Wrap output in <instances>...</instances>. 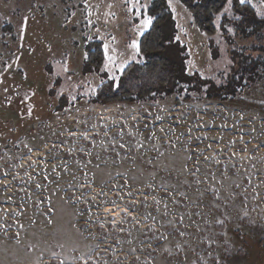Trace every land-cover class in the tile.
<instances>
[{
    "label": "rangeland",
    "instance_id": "1",
    "mask_svg": "<svg viewBox=\"0 0 264 264\" xmlns=\"http://www.w3.org/2000/svg\"><path fill=\"white\" fill-rule=\"evenodd\" d=\"M249 1L254 4L257 10H264V4H261V0ZM96 2L99 0H93V3ZM110 2L115 3L116 6L113 11L117 13L118 18L110 20L107 24L102 19L98 25L101 28V34L109 36V38L115 36L118 42L116 45L118 51L124 55H130V50H127L125 46L129 42L132 32L131 23L125 18L127 15L124 11L125 6L121 0H105V3ZM37 3L40 5L38 8L35 7ZM82 7L81 0H0V71H4L7 64H13V67L5 72L4 84L0 85V209H16L23 212L22 216L16 217L14 212L9 211L7 223L11 227L8 237H5L0 231V264H49L50 260L51 264H57L54 258H50L49 250L59 251L54 246L55 242H63V240L56 235L51 226H46V221L41 212L47 210L46 203L49 196H51L52 204L58 210L63 209L66 213L71 212V207L65 205L60 197L67 190L68 183L83 179L81 167L75 161H84L85 156L79 151L69 153L66 149L68 147L86 148V150L94 151V153L99 150L93 149L90 143L82 138H73L68 133L70 131L91 130V124L97 122V113L102 112L104 108L113 109L112 113L107 114L111 115L113 119H119L115 110L116 105L127 106L121 109L126 115L129 108L134 107L141 114H144V109L147 108L151 115H147L144 120L139 122V131L143 132L145 136L149 134L144 128L145 123L149 129L153 126L155 129L163 127L166 132L170 127L175 128V135L180 137V142L176 143L175 146L174 161L171 155L173 149L167 143L170 139L174 140L173 135L169 133L165 136L159 131H157V135L161 140V151L168 149L165 159L174 163L176 168L181 166L187 155L194 154V160L199 158L202 162L201 173H204L210 166L211 170L219 175V166L211 162L206 164L203 161L204 156L215 153L219 159L226 162L233 151L243 154V146L239 141L241 135L245 141H251L248 144L249 154H255L253 145L264 143V103H261L264 101V73L259 81L245 87L236 97L227 100L207 98L193 93L190 100L181 99L177 94L159 99L157 100L159 106L156 101L91 102V95L88 94V90L96 87L101 77L96 73L84 74L82 72L81 53L84 51L85 42L82 40L78 47L74 44V39L82 37L85 31L83 23L61 27L65 13L74 10L77 11L76 19L83 22L84 17L79 11ZM30 8L32 12H29ZM105 10L102 6L101 12ZM25 15H34L35 19L29 20V30L23 41L24 48L21 49L19 47L18 29ZM174 16L176 25L180 24L186 29L185 32H181L178 28L177 35H180V41L187 45L190 54L188 62H193L192 70L197 69L202 73L212 75L218 73L220 75L225 70L226 61L229 60L223 39L217 36L221 56L213 60L208 54L207 34L199 30L193 21L191 11L180 0L177 2ZM48 43L53 45V51L57 53L56 58H60V54L65 52L72 53L70 60L72 72L59 76L54 75L57 69L55 60L50 57L45 47ZM235 43L238 46L253 43L264 44V27L254 36L247 38L237 36ZM29 45L34 47L36 51L30 52ZM21 53H23L22 56ZM17 56H21L18 66ZM141 59V56L137 58V60ZM188 67H190L189 63ZM24 71L28 72L27 80L22 75ZM68 76L71 79H68ZM4 87H8V93L3 91ZM16 90L20 91L21 96L26 91H36L37 94L32 101L35 104L33 118L21 119L19 117L18 112L24 109V105H21L19 98L15 97ZM61 91L64 94L58 95ZM70 94L76 95L77 101L69 114L65 112V109L70 107ZM8 95L13 96L11 105L6 103L5 98ZM62 104L63 107L57 109ZM77 108L79 109L78 112L76 111ZM55 113L60 114L59 119L56 118ZM156 115H162L165 118L163 121H156L154 119ZM241 115L243 119L240 118ZM35 116H39L40 119H35ZM177 117L180 120H177ZM199 117L203 119L201 120ZM85 119L88 120V124L77 123V121ZM188 128L192 129L190 133L191 142L188 140ZM253 128H255V132H252ZM96 139L98 142L100 137H96ZM125 140H128L127 135ZM232 140L236 141L235 145L230 144ZM25 144L33 148L31 154L28 152V148L24 146ZM45 144L48 145V148H44ZM52 145L57 147L52 148ZM208 145H211V148ZM186 148L192 152H186ZM49 149H51V153H49ZM199 150H202V155H195ZM41 153L47 157L45 163L49 165L48 169L44 171H42L44 164L40 162ZM29 155L32 156V160L37 161L36 165L31 168L28 167ZM101 155L103 158H107L112 154L101 153ZM155 155V152L149 153V156L155 157ZM259 155H264V149ZM61 160L68 164L70 171L62 173L57 179L55 173L51 171V165L58 164ZM21 162L25 164L24 168L12 167L13 164H20ZM96 163L98 161L93 158V164L89 165V169L94 171ZM255 163L259 171H256L252 177L253 185L264 179V162L258 160ZM191 164L192 162H189L190 167ZM136 165L130 161H125L123 164L112 163L111 161L106 165L101 163L103 178L108 179L107 173L111 172L112 179L109 186L115 184L117 180L124 183L123 179L116 177L115 174L131 169L128 171V176H135L136 179L129 180L128 183L133 189L143 187V182L148 179V172H151L152 168L147 166L143 159H138ZM237 166H239V162ZM245 167H249L247 162H245ZM140 168L145 169L143 175L140 173ZM57 171H61V169L58 168ZM249 171L252 170L249 168ZM5 172L8 173L7 176L4 175ZM25 172H29L33 179L29 180L25 176ZM45 172H47V176ZM73 175L75 181H73ZM100 175L98 174V180ZM229 175H233V171L230 170ZM244 175L241 173L239 176H233V178L239 182L243 180ZM89 176H91V171H89ZM162 176L169 183H177L178 179H184L183 176L178 178L176 172H173L171 177L160 173L157 176V182ZM13 177L17 178L14 179ZM187 178L192 179L190 176ZM84 182L87 183L86 180ZM37 183L42 186L37 188ZM245 185H247L246 180L243 181L242 187ZM105 191H109V187H105ZM257 191L260 192L261 199L252 200V186H248L247 209L251 218L257 222L255 228L250 226L247 221H238V214L244 207L242 197L228 207L227 211L234 218L228 226L229 236L233 239L237 238V233L232 230L233 223L237 221L243 224L244 229L250 232L254 239L260 234V225L264 223V186L258 188ZM192 195L194 198L195 194L192 193ZM109 196L113 199L116 198L112 191H109ZM40 201L45 203L41 204ZM180 210L184 211L183 208ZM205 215H207V209H205ZM0 217H3V212H0ZM55 218L57 220L55 226L57 232L68 227V215H61L58 211ZM16 219H19L20 223L25 226L23 229L18 228L15 223ZM194 219L199 222V217H194ZM33 220L36 221V224L31 223ZM16 231L21 233V245L15 243L14 233ZM215 231L219 232V227ZM192 232L193 239H195V229H192ZM220 239L223 240V237ZM79 242L82 247L94 243V241L83 240L82 238ZM28 244H36L37 248L29 252L27 251ZM245 247H248L249 251L243 257L244 264H264V242L252 243L245 245Z\"/></svg>",
    "mask_w": 264,
    "mask_h": 264
},
{
    "label": "snow or ice",
    "instance_id": "2",
    "mask_svg": "<svg viewBox=\"0 0 264 264\" xmlns=\"http://www.w3.org/2000/svg\"><path fill=\"white\" fill-rule=\"evenodd\" d=\"M81 2L83 7L79 11L84 17L83 22L76 19L77 11L74 10L65 13L61 27L83 23L85 31L82 37L74 39V44L78 47L82 40L90 42L93 37L98 38L101 42L99 45L101 66L98 71L109 75L112 87L119 89L121 77L126 69L133 62H137L138 57L142 56L139 37L144 36L158 19L156 15L150 12L151 0H121L125 6L124 11L127 13L125 18L131 23L132 36L125 46L127 50H130V55L120 53L116 46L118 43L116 37L111 36L109 38V36L101 34V28L98 26L102 19L107 24L110 20L118 18L117 13L113 11L116 6L115 3H105V0H99L96 3H93V0H81ZM177 2L178 0H167V5L173 13L176 12ZM247 3L248 0H238V4L241 6ZM261 4H264V0H261ZM233 5L234 0H226L225 6L215 15L218 36L220 34L219 29L222 27L220 21L223 17L232 16L233 20L230 23L242 19L239 15L234 14ZM102 6L106 9L103 12H101ZM35 7H40L39 3ZM258 11L260 15H264V10L258 9ZM29 12H32L31 8ZM30 19L34 20L35 16L25 15L19 25V47L21 49L24 48L23 41L29 30ZM177 28L181 32L186 31L180 24H177ZM227 31L233 36L237 35L235 27L227 28ZM175 39L180 41L181 36L176 35ZM45 47L50 57L55 60L57 70L54 75L59 76L72 72L70 67L71 52L62 53L60 58H56L57 53L53 51V45L48 43ZM29 51L35 52L36 49L29 45ZM22 55L23 53H21ZM21 56L16 57L17 66ZM90 56V49L81 53L82 61L87 62ZM188 63L190 67L187 71L190 73L193 62L189 61ZM231 63V60L226 61L225 70L221 73L222 76L228 74L230 69L227 65H231ZM12 67L13 64L9 63L4 71H0V85L4 84L5 72ZM22 75L25 80L28 79L27 71H24ZM67 78L71 79L70 76ZM221 82V80H217V83ZM103 85L104 80L101 78L96 87L89 88L88 94L91 96L99 95L97 89ZM180 87L184 91L187 90L183 85ZM3 91L8 93V87H4ZM36 94L35 90H29L21 96L19 90L15 91V97H18L19 103L24 105V109L18 112L21 119L34 117L35 104L32 101ZM63 94V91L58 93V95ZM151 95L155 97L156 93L152 92ZM5 99L8 105L13 103L12 95L6 96ZM76 101L77 96L70 94V107L65 109L66 113L70 114ZM156 104L159 106V101H156ZM124 107L127 106H115L119 119H113L111 115H107L113 112L112 108H104L102 112L97 113V122L91 124V130L70 131L68 133L73 138H82L89 142L93 149L99 151L94 153V151L86 150V148L74 149L73 147L66 149L69 153H74V151L84 153V161H75L81 167L83 179L68 183L67 190L60 197L65 205L71 207V212L66 213L63 209L58 210L52 204L51 196L47 198V210L41 212L46 221V226H51L56 235L63 240V242H55L54 246L59 251L49 250L50 258H54L57 264H244L243 257L249 251L245 245L264 242V223L260 225V234L254 239L253 235L244 229L243 224L238 222L247 221L253 228L257 224L247 209L248 186H252V200L261 199L257 189L264 186V179L253 185L252 177L256 171H259L255 162L258 160L264 162V155H259L264 149V143L253 145L255 154H249L248 144L251 141H245L241 135L239 141L243 146V154L233 151L226 162L219 159L215 153L204 156L203 161L206 164L211 162L219 166V175L212 171L210 166L204 173H201L202 162L199 158L194 160V154L187 155L181 166L176 168L174 163L165 159L168 149L161 151V140L157 135V131L164 133L165 136L169 133L173 135L174 140L170 139L167 143L173 149L171 155L174 161L175 146L176 143L180 142V137L175 135V128L170 127L166 132L163 127L155 129L153 126L149 129L145 123L144 128L149 133L148 136H145L143 132L139 131V122L151 113L145 108L144 114H141L133 107L128 109L126 115L121 111ZM76 111L78 112L79 109L77 108ZM55 116L59 119L60 114L55 113ZM72 118L75 119V117ZM164 118L162 115H156L154 119L163 121ZM240 118L243 119V116L241 115ZM35 119L39 120L40 118L35 116ZM199 119L202 120L203 118L199 117ZM177 120L180 118L177 117ZM77 123L88 124V120H79ZM255 131L253 128L252 132ZM187 132L189 133L188 140L191 142L190 133L192 129L188 128ZM126 135L128 140H125ZM181 135L184 134L181 133ZM96 137H100L98 142ZM41 139L43 138L41 137ZM220 139L223 138L220 137ZM235 143V140L230 141L232 145ZM24 146L28 148L30 154L33 152L32 147L27 144ZM51 147L56 148L57 146L52 145ZM208 147L211 148V145ZM44 148H48V145L45 144ZM185 151L192 152L187 148ZM150 152H155V157L149 156ZM49 153H51V149H49ZM101 153H111L112 155L103 158ZM195 155H202V150H199ZM40 156V162L44 164L42 171H44L49 167L45 163L47 157L43 156L42 153ZM93 158L98 161L94 165V171L89 169V165L93 164ZM138 159H143L144 163L152 168V171L148 172V179L143 182V187L133 189L128 183L129 180L136 179L135 176H128V171L131 169L123 173L116 172V177L123 179L124 183L117 180L115 184L109 186L112 179L111 172L107 173L108 179L103 178L101 163L106 165L111 161L112 163L123 164L125 161H130L136 165ZM28 161L30 168L37 163L36 160H32L31 155L28 156ZM189 162H192L191 167ZM238 162L239 166H237ZM245 162L249 167H245ZM24 166L23 162L12 165L13 168H24ZM58 168L61 171H57ZM249 168L252 170L251 172ZM86 169L89 170L85 171ZM230 170L233 171V175H229ZM51 171L59 179L62 173L69 172L70 169L68 164L61 160L58 164L51 165ZM89 171H91V176H89ZM144 171L145 169L140 168L141 175ZM173 172L177 173L178 178L183 176L184 179H178L177 183H169L162 176L157 182V176L160 173L171 177ZM241 173L245 175L243 180L238 182L233 176H239ZM98 174H101L99 180L97 179ZM4 175L7 176L8 173L5 172ZM45 175L47 176V172ZM17 176H19L18 173ZM25 176L29 180L33 179L29 172H25ZM189 176L192 178L191 180L187 178ZM85 180L87 183L84 182ZM244 180L247 181V185L242 187ZM73 181H75L74 175ZM49 182L51 183V181ZM41 186L40 183L36 184L37 188ZM105 187H109V191L113 192L115 199L109 196V191H105ZM192 193L195 194L194 198ZM241 197L244 207L238 214V221L233 223L232 230L237 233V238L233 239L229 236L228 226L234 218L227 209ZM39 203L44 204L45 202L40 201ZM81 205L83 207H80ZM181 208L184 211H181ZM205 209H207V215H205ZM9 211L14 212L16 217L23 215L22 211L16 209H0V212H3V217H0V231L5 237L9 236L11 227L7 223ZM58 211L61 215L69 216L68 227L59 232L55 228L57 224L55 217ZM194 217H199V222ZM81 221L83 222L81 223ZM15 223L19 229L25 227L19 219H16ZM31 223L36 224V221L33 220ZM217 227L220 229L219 232L215 231ZM192 229H195V239H193ZM221 237L223 240L220 239ZM81 238L94 241V243L82 247L79 242ZM14 239L17 245L22 244L20 231L14 233ZM36 248V244L27 245L29 252ZM49 264H51V260Z\"/></svg>",
    "mask_w": 264,
    "mask_h": 264
},
{
    "label": "trees",
    "instance_id": "3",
    "mask_svg": "<svg viewBox=\"0 0 264 264\" xmlns=\"http://www.w3.org/2000/svg\"><path fill=\"white\" fill-rule=\"evenodd\" d=\"M192 13L193 21L200 31L208 36V51L211 59L221 56L220 44L217 41L215 15L225 6L226 0H180ZM234 14L242 19L233 20L232 16L223 17L219 36L225 43L226 53L232 61L226 76L203 73L195 69L187 71L190 54L187 45L177 41L178 28L174 13L167 5V0H151L150 12L158 19L144 36L140 37L141 60L133 62L121 77L120 88H113L109 75L99 72L100 41L94 37L84 43V51L91 50L90 59L82 62L84 74H99L104 85L98 88L100 93L91 96V102L109 103L115 101L146 102L157 101L173 94L190 100L193 93L207 98L227 100L236 97L263 77L264 44L238 46L237 36L251 37L264 27V15H260L254 4L248 0L246 5H239L234 0ZM235 27L237 35L233 36L227 28ZM142 61V62H139ZM221 80V83H217ZM99 84V83H98ZM97 84V85H98ZM96 85V86H97ZM187 90L184 91L180 86ZM152 92L156 96L151 95ZM63 107V104L57 109Z\"/></svg>",
    "mask_w": 264,
    "mask_h": 264
}]
</instances>
